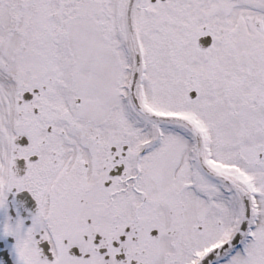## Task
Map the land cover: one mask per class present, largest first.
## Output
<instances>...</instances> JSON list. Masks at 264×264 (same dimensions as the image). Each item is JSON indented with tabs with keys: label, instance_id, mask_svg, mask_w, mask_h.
Listing matches in <instances>:
<instances>
[{
	"label": "snow or ice",
	"instance_id": "1",
	"mask_svg": "<svg viewBox=\"0 0 264 264\" xmlns=\"http://www.w3.org/2000/svg\"><path fill=\"white\" fill-rule=\"evenodd\" d=\"M0 264H264V0H0Z\"/></svg>",
	"mask_w": 264,
	"mask_h": 264
}]
</instances>
